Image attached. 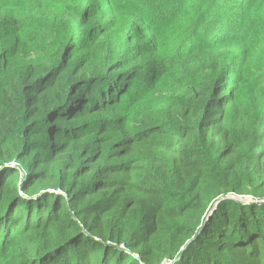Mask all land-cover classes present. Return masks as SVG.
<instances>
[{"label": "trees", "instance_id": "1", "mask_svg": "<svg viewBox=\"0 0 264 264\" xmlns=\"http://www.w3.org/2000/svg\"><path fill=\"white\" fill-rule=\"evenodd\" d=\"M261 200L264 0H0V264H264Z\"/></svg>", "mask_w": 264, "mask_h": 264}, {"label": "water", "instance_id": "2", "mask_svg": "<svg viewBox=\"0 0 264 264\" xmlns=\"http://www.w3.org/2000/svg\"><path fill=\"white\" fill-rule=\"evenodd\" d=\"M224 200H232V201H236V202H239V203H242V204H248V203H255L256 202L255 200H253V199H251L249 197H238V196H234V195H226V196H223V197L219 198L218 200H216L214 202V204L212 205L211 211L208 213L205 221L211 216V213L216 208V206L221 201H224ZM259 203L264 204V200L259 201Z\"/></svg>", "mask_w": 264, "mask_h": 264}, {"label": "built area", "instance_id": "3", "mask_svg": "<svg viewBox=\"0 0 264 264\" xmlns=\"http://www.w3.org/2000/svg\"><path fill=\"white\" fill-rule=\"evenodd\" d=\"M164 264H171L170 262H165Z\"/></svg>", "mask_w": 264, "mask_h": 264}]
</instances>
